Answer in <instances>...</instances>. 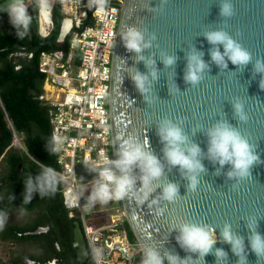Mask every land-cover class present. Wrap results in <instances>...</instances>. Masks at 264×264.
I'll return each instance as SVG.
<instances>
[{
	"label": "water",
	"instance_id": "obj_1",
	"mask_svg": "<svg viewBox=\"0 0 264 264\" xmlns=\"http://www.w3.org/2000/svg\"><path fill=\"white\" fill-rule=\"evenodd\" d=\"M11 2H0V12H5ZM222 2L124 0L121 7L107 100L112 158H117L121 139L132 135L141 142L147 140L148 150L157 156L163 169L159 181L153 183L177 185V197L172 202L159 198L160 186L141 204L130 196L120 199L125 221L139 244L140 260L143 246L152 245L161 256L168 251L180 258L191 257V264H264V254L258 256L249 247L247 227L248 220L254 218L255 231L264 237V87L259 86L264 80V70L255 69L257 60L264 64V0H229L232 14L227 17L220 15ZM129 26L136 27L149 40V47L139 54L126 50L120 39L119 34ZM212 30L226 32L250 54L249 62L233 65L225 57L224 68L213 62L209 53L214 46L203 35ZM215 47L223 52L222 45ZM191 50L203 53L201 58L207 65L195 85L183 79L186 57ZM137 55L151 57L156 71L155 80L148 77L150 91L144 94L137 91L129 76L130 70L144 74L149 71L144 60L136 59ZM162 55L174 56V64L165 66ZM236 101L242 105L244 121L235 115L233 103ZM164 118L177 123L188 141L201 150L199 159L204 171L198 174L194 190L187 188L188 180L178 166L169 165L163 157L157 126ZM218 121L239 131L257 157L248 176L242 179L229 178L226 173L231 165H220L207 156L205 132ZM36 158L42 162V158ZM34 171L37 176L40 167L36 166ZM131 174L137 177L135 187L138 188L139 170L133 167ZM154 199L155 204L151 203ZM182 222L204 224L214 230L216 243L203 257L178 245L175 239L178 232L172 226ZM226 223L234 234L243 238L239 256L220 238V230ZM77 244V261L82 263L87 259V252L84 244ZM217 248L226 254L219 260L214 255ZM162 264H168L167 260Z\"/></svg>",
	"mask_w": 264,
	"mask_h": 264
},
{
	"label": "clouds",
	"instance_id": "obj_2",
	"mask_svg": "<svg viewBox=\"0 0 264 264\" xmlns=\"http://www.w3.org/2000/svg\"><path fill=\"white\" fill-rule=\"evenodd\" d=\"M163 2V0H162ZM100 6H103L101 0ZM5 11L8 14L9 21L14 27H18V35L23 36L28 29L31 17L26 11L25 4L22 0H12L7 5ZM219 12L221 16H230L232 7L229 0H223L220 5ZM120 39L126 50L139 54L143 48L149 47V40H145L143 33L134 26L126 27L120 34ZM204 38L214 47L210 50V58L221 68L226 67L225 57L233 65H245L250 60V54L235 42L226 32L222 30H212L205 32ZM154 39V36L151 37ZM222 45L223 52L219 51L215 45ZM203 53L191 50L186 57V68L183 79L195 85L201 79L202 71L207 67L201 58ZM137 60H144L145 66L149 68L147 74L136 70H130L129 76L134 87L141 94L150 91L149 76L153 80L156 79V71L152 67L154 61L151 57L145 59L141 55L136 56ZM175 57L170 55H162V63L165 66L174 64ZM256 71L264 70V64L259 60L255 64ZM260 87H264V80H261ZM171 90V89H170ZM146 100L147 96L144 97ZM235 115L241 121L246 119L242 111V105L236 101L233 103ZM207 136V156L210 160L220 165L228 163L231 165L226 175L229 178H244L249 174V168L253 161L257 160L256 155L252 152L251 146L239 131L224 121H218L205 132ZM157 135L162 143V153L164 159L171 166H178L182 175L188 180L187 188L194 190L198 183V174L204 171L199 156L201 150L198 145L190 143L182 128L171 120L161 119L157 126ZM62 144V138L53 134L49 142V151L54 153L59 151ZM117 158H107L98 166L95 162L87 164L88 168L97 174L93 182V186L87 196L88 205L93 202H107L109 199H122L132 197L137 204L143 203L154 190L160 186L161 192L159 198L172 202L177 197V185L172 182H165L162 185L154 184L153 181H159L163 175L162 165L150 150H148V141L141 142L135 136L129 135L120 140L117 149ZM133 167L139 170V187H135L137 177L133 176ZM28 177L25 181V192L32 191L44 195L53 192L57 183L63 178L50 166L40 168V173L34 178ZM27 195L25 202H27ZM154 199L151 203L155 204ZM160 211V210H158ZM178 234L175 237L178 245L188 251L197 253L199 257H203L216 243L214 230L204 224L182 222L174 224ZM250 231L248 243L250 249L256 255L264 254V237L255 231L256 220L250 218L247 223ZM220 238L223 242L229 243L231 251L240 255L243 250V238L231 231L230 225L224 224L220 230ZM143 256L140 264H162L163 260H167L168 264H191V257L180 258L174 253L165 251L163 256L152 245L143 246ZM214 255L219 260L226 254L222 249H215ZM91 258L93 264H103L102 249L99 247L91 248ZM243 257H241V261Z\"/></svg>",
	"mask_w": 264,
	"mask_h": 264
},
{
	"label": "built area",
	"instance_id": "obj_3",
	"mask_svg": "<svg viewBox=\"0 0 264 264\" xmlns=\"http://www.w3.org/2000/svg\"><path fill=\"white\" fill-rule=\"evenodd\" d=\"M124 0H60V7L70 18L67 29L68 49L64 54L40 53L38 70L45 76L51 136L62 138L54 152L52 167L63 179L56 189L70 215L78 218L88 256L81 264H93L91 248L102 249L103 264H136L139 244L131 241L124 226L120 199L96 201L88 205L87 196L97 177L87 164L98 166L112 158L109 112L107 106L111 55L120 11ZM50 6L54 0H48ZM47 29L48 19L41 12ZM75 52L79 54L75 61ZM12 144L25 151L12 129ZM40 167L46 164L36 160ZM99 207L90 212L86 207ZM95 221V222H93Z\"/></svg>",
	"mask_w": 264,
	"mask_h": 264
},
{
	"label": "flooded vegetation",
	"instance_id": "obj_4",
	"mask_svg": "<svg viewBox=\"0 0 264 264\" xmlns=\"http://www.w3.org/2000/svg\"><path fill=\"white\" fill-rule=\"evenodd\" d=\"M2 1L0 0V2ZM22 2L31 17L28 29L22 36V38L26 36L28 42L13 43L14 49L7 46L9 52L5 59L11 62L16 75L13 81L2 83V80L0 82V110L3 112L0 119V167H2L0 173V204H4L3 199H8V207L17 205L27 213L32 214L28 222V229L24 231L27 238L23 241L36 244L41 254L39 257H28L24 264H73V262H78L77 243L84 244L87 252L78 218L70 215L66 208L59 204V191L56 188L53 192L44 195H40L36 191L27 194L25 192V181L28 177H32L35 183L34 169L38 166L35 162L38 160L36 157H42L35 151L30 154L23 142L29 139L32 144L35 137V139H43V133L48 136L49 133L45 130V122L48 117V120L50 119L51 115V107L48 104V95L46 94L45 76L42 83L40 82V74H42L38 70L40 56L37 64L33 62L37 48L32 43V29L36 28V32L42 37L39 40L40 44H52L47 36L52 29L53 4L50 6L48 0H22ZM41 12H44L49 20L47 29H44L42 24ZM61 13L62 17L55 41L64 48L52 49L51 51L56 54H64L68 49L67 29L70 18L63 9H61ZM0 15L7 16L8 14L5 11L0 12ZM13 27L11 25L6 28L8 30ZM2 65L3 60H0V67ZM20 76L24 79L20 80ZM0 77L2 78L3 75H0ZM2 94L6 95L8 103L11 102L12 115L8 114L6 110ZM12 129L20 139L25 151L13 145L12 139L7 144H3L8 132L11 131L12 134ZM13 157L19 158L16 160L17 162L15 161L16 163L14 162L15 169L11 168ZM52 162L54 164V161ZM41 163H43V160ZM26 195L28 197L27 202H25ZM17 235L20 237L21 233L18 232ZM75 235H77V239ZM0 239L9 240L12 238L0 237Z\"/></svg>",
	"mask_w": 264,
	"mask_h": 264
},
{
	"label": "trees",
	"instance_id": "obj_5",
	"mask_svg": "<svg viewBox=\"0 0 264 264\" xmlns=\"http://www.w3.org/2000/svg\"><path fill=\"white\" fill-rule=\"evenodd\" d=\"M61 17H62V13H61V7H60V0H54L53 8H52V29L47 36V38L50 39V41L52 42L51 45L40 44L39 40L42 39V37L36 32V28L32 29V37H33L32 43H33V46L37 48L35 55H34V58H33L34 63L37 64L41 52H43V51L50 52L52 49L64 48V46L58 45L55 41L57 34H58ZM19 30L20 29L18 27H13V28L8 29V30L7 29L0 30V48H1L0 60H3V65H2V67H0V75H3V77L2 78L0 77V82L3 80L2 83L15 80V75H16L15 74L16 72L13 69L11 62L5 59L7 53L9 52L8 51L9 48L5 49V47L9 46L10 49H14L13 43H27L28 42L26 40V36L22 38L21 36H19L17 34ZM67 43H68V39H67ZM74 56H75V61L78 62L79 54L77 52H75ZM40 75H41L40 76V82L42 83V81L44 79V75L43 74H40ZM19 78H20V80L24 79L22 76H20ZM2 98L5 101L4 103H5V107H6L8 114L12 115L11 102L10 103L7 102L5 94H2ZM2 116H3V112H2V110H0V119ZM48 118L46 119V122H45V130L47 133H49L48 136H46L44 133L42 134L43 139L42 138L35 139L36 137L34 138L32 136L34 138L32 144H31V142H29V139L24 140L23 144L25 145L26 150L30 154H32L35 151L36 153L41 155L44 164L50 165V163L52 161H54L53 165H56L55 155H54V153L49 151V142H50V138H51L50 130L51 129H50V125H49L50 123H49ZM11 139H12V134H11V131H9L8 134L6 135V139L4 140L3 144H7V142H9ZM18 159L16 157L12 158V165H11L12 169H15V163L17 162L16 160H18ZM58 201H59L60 205H63L62 201H61V194L60 193L58 195ZM8 206L9 205L6 203L0 204V212L2 210L6 209ZM28 225H29V223H26V224H23L20 226H12V224H3V226L1 227L2 231L7 230V232L3 233L1 231L0 237L12 238L14 240L25 239V238H27V236L25 235L24 231L28 229ZM124 226H125L128 238L131 241L136 242V239L134 238L131 230L129 229V227L126 223V221H124ZM18 232L21 233L20 237H18V235H17ZM73 264H81V263L80 262H73ZM136 264H140V251L139 250L136 252Z\"/></svg>",
	"mask_w": 264,
	"mask_h": 264
},
{
	"label": "rangeland",
	"instance_id": "obj_6",
	"mask_svg": "<svg viewBox=\"0 0 264 264\" xmlns=\"http://www.w3.org/2000/svg\"><path fill=\"white\" fill-rule=\"evenodd\" d=\"M12 24L9 21V17L0 15V29H7L6 27H10ZM17 146V145H16ZM18 147V146H17ZM19 148V147H18ZM2 172V167H0V173ZM8 199H3V203H8ZM99 207H86L84 208V212L86 214V218L88 219L90 212H99ZM31 213H27L22 207L17 205L10 206L0 212V232L2 231L3 224H12L16 226H20L26 224L31 219ZM95 222V221H93ZM3 233L7 232V230L2 231ZM41 251L38 246L30 241H23L20 239L19 241L12 239H0V264H17V263H25V260L28 257H39Z\"/></svg>",
	"mask_w": 264,
	"mask_h": 264
}]
</instances>
